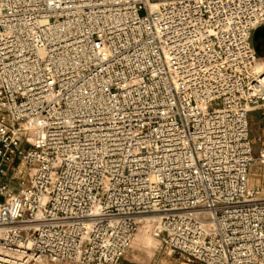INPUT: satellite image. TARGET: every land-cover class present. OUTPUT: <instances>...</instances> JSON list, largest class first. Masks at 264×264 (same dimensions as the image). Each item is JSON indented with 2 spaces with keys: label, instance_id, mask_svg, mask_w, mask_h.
<instances>
[{
  "label": "built area",
  "instance_id": "obj_1",
  "mask_svg": "<svg viewBox=\"0 0 264 264\" xmlns=\"http://www.w3.org/2000/svg\"><path fill=\"white\" fill-rule=\"evenodd\" d=\"M263 27L264 0H0V264H120L142 224L264 264Z\"/></svg>",
  "mask_w": 264,
  "mask_h": 264
},
{
  "label": "rangeland",
  "instance_id": "obj_2",
  "mask_svg": "<svg viewBox=\"0 0 264 264\" xmlns=\"http://www.w3.org/2000/svg\"><path fill=\"white\" fill-rule=\"evenodd\" d=\"M258 113L253 112L249 117L250 121V136L260 137V143L264 141V130L257 122ZM259 142L255 145V151L260 145ZM152 225L142 224L139 231L128 251L125 253V261L128 264H164L170 262L172 264H198L197 262L188 259V257L168 250L164 244L151 236ZM61 264H74L63 262Z\"/></svg>",
  "mask_w": 264,
  "mask_h": 264
},
{
  "label": "water",
  "instance_id": "obj_3",
  "mask_svg": "<svg viewBox=\"0 0 264 264\" xmlns=\"http://www.w3.org/2000/svg\"><path fill=\"white\" fill-rule=\"evenodd\" d=\"M258 39H261L262 41V46H263V49H264V27L261 28V29H258L254 32V35H253V41H257ZM255 49L258 50L259 49V44H257L255 46Z\"/></svg>",
  "mask_w": 264,
  "mask_h": 264
},
{
  "label": "crops",
  "instance_id": "obj_4",
  "mask_svg": "<svg viewBox=\"0 0 264 264\" xmlns=\"http://www.w3.org/2000/svg\"><path fill=\"white\" fill-rule=\"evenodd\" d=\"M125 256H127V255H125ZM125 256L121 259L120 264H128L127 261H125V258H127Z\"/></svg>",
  "mask_w": 264,
  "mask_h": 264
}]
</instances>
